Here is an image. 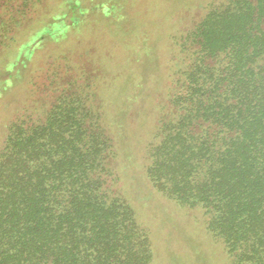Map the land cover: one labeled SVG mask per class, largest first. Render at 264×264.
Listing matches in <instances>:
<instances>
[{"label":"trees","instance_id":"obj_1","mask_svg":"<svg viewBox=\"0 0 264 264\" xmlns=\"http://www.w3.org/2000/svg\"><path fill=\"white\" fill-rule=\"evenodd\" d=\"M130 1L63 0L62 16L55 20L51 17L50 21L62 22L61 39H64L71 34L68 32L71 17L75 18L77 29L89 25L91 16L101 19L100 23L93 22L92 32L104 24L103 29L108 27L120 42L137 50L142 62L148 59L150 49L139 43L142 38L136 37L138 28L126 8ZM228 8L216 9L193 31H177L174 36L181 48L178 63L181 61L189 69L181 85L188 92L176 93V99L180 97L183 101L177 100L172 105V123L169 121L167 130L161 132L162 136L173 137V141L163 143L170 151L162 147V162L166 166L162 164L158 168L168 171L176 155L184 154L183 166L178 171L180 176L174 180L170 192L182 200V194L185 198L190 196L187 194L190 191L204 189L210 199L202 195L197 204L213 208L210 202L215 203L216 217L223 215L220 227L225 232L221 235L238 255L235 258L242 252L247 258L242 263L264 264V209L261 207L264 203V0H230ZM65 11H71L69 23L65 20ZM0 31L7 33L11 29L5 24ZM46 34L42 33L39 40H48ZM55 37L53 34L49 40ZM135 44L137 49L133 48ZM186 48L196 50L189 64L184 58L187 52L190 55ZM69 52L71 56L76 54L68 50L51 59L56 66L52 73H61L64 66L67 71L64 74H74L66 79L65 89L71 90L82 81L86 87H80V97L84 92L87 97L94 96L98 76L86 75V67L82 68L79 61L72 69ZM61 61L66 62L61 64ZM174 72L178 82L184 72L181 69ZM125 75L131 82L134 76ZM66 107L53 108L43 124L17 122L0 152V264H93L92 260L108 264L107 257L99 262L94 254L97 248L112 246L115 234H110L112 239L105 240V245L90 234L96 230L94 220L81 229L77 219L82 220L83 214L76 210L80 206L76 199L88 197L93 202L96 199L93 194L99 198L103 194L99 180L102 177L98 175L107 170L106 162L113 158L109 156L113 150L105 151L104 147L111 141L93 129L98 113L88 114L86 106L73 109L77 112L70 126L60 123L66 129L55 126L51 117L62 119L61 109L70 108ZM61 130H68L69 136L60 139L66 142L59 146L56 134L60 135ZM150 175L156 181L155 174L150 171ZM163 178L160 180L165 181ZM246 203L245 211L254 215L256 230L244 233L246 227L238 226L241 220L237 221L236 216L244 215L241 208ZM108 262L113 264L112 257Z\"/></svg>","mask_w":264,"mask_h":264},{"label":"rangeland","instance_id":"obj_2","mask_svg":"<svg viewBox=\"0 0 264 264\" xmlns=\"http://www.w3.org/2000/svg\"><path fill=\"white\" fill-rule=\"evenodd\" d=\"M62 5L63 0H34L32 3L30 0H0V22L3 21L0 24L4 27L7 24L11 29L7 33L0 31V152L17 122L43 124L53 108L67 106L70 108L61 109L62 119L51 117L55 126L66 129L60 123L70 126L77 112L73 109L86 106L88 114L98 113L93 129L112 142L104 146L105 151L113 150L112 155L109 153L113 158L105 163L107 170L98 175L102 177L99 179L103 186L101 197L93 194L96 197L93 202L88 197L76 199L80 205L76 210L83 214L82 220L77 219L81 229L94 220L96 230L90 234L103 244L112 239L110 234H115L112 246L95 250L96 260L100 262L107 257L108 264L110 257L113 264H248L242 263L247 259L242 252L235 258L238 255L221 235L225 232L220 227L223 215L216 217L215 203L210 202L213 208L197 204L202 195L210 199L204 189L196 193L190 191L187 193L190 196L185 198L182 194V200L170 192L174 180L180 176L178 171L183 166L184 154L176 155L168 171L158 168L162 164L166 166L161 156L163 143L173 141V137L162 136L161 132L167 130L169 121L172 123V105L181 100L176 99V93L188 92L187 87L181 85L189 69L181 61L178 63L181 48L176 45L174 36L177 31H193L216 9H229L230 0H131L126 8L138 28L136 37L142 38L139 43L150 49V61L145 58L142 62L138 51L120 42L108 27L103 29L104 24H99L92 32L93 22L102 21L92 16L89 25L80 29L75 27V18L71 17L68 30L71 34L61 39L62 22L53 23L50 18L55 20L62 16ZM70 16L71 11H65L67 23ZM13 17L18 20L12 21ZM42 33L48 34L45 42L39 40ZM53 34L56 37L51 41ZM137 47L135 44L133 48ZM68 50L76 52L72 56L69 52L71 68L79 61L82 68L86 67V75L98 76L94 96L87 97L84 92L80 97V87H86L82 81L75 82L71 90L65 89L66 79L74 74H64L67 72L64 66L61 73H52L56 70L53 57ZM185 51H190V55L187 52L184 57L189 64L196 50L186 48ZM175 69L184 72L178 82ZM125 73L134 76L131 82L126 80L129 77ZM65 102L73 104L65 105ZM60 135L56 134L59 146L66 142L60 139H67L69 132L61 130ZM165 148L170 151L169 146ZM157 172L168 177L163 178V174ZM45 188L48 190L47 186ZM78 195L83 197L84 194L79 192ZM247 205L241 208L244 215L236 216L237 221L241 220L238 226L246 227L244 233L256 230L254 215L245 211ZM261 207L264 209V203ZM113 247L118 252H114Z\"/></svg>","mask_w":264,"mask_h":264}]
</instances>
